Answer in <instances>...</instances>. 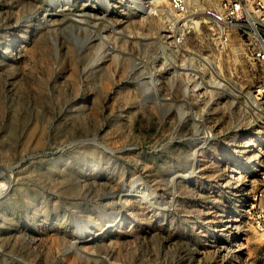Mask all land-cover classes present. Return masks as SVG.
<instances>
[{
	"label": "rangeland",
	"instance_id": "374dc122",
	"mask_svg": "<svg viewBox=\"0 0 264 264\" xmlns=\"http://www.w3.org/2000/svg\"><path fill=\"white\" fill-rule=\"evenodd\" d=\"M100 1L0 0V264H264L245 215L264 127L184 94L181 59L159 53L162 0ZM220 1L187 0L186 49L251 89L258 67L201 14Z\"/></svg>",
	"mask_w": 264,
	"mask_h": 264
},
{
	"label": "built area",
	"instance_id": "2783aa9c",
	"mask_svg": "<svg viewBox=\"0 0 264 264\" xmlns=\"http://www.w3.org/2000/svg\"><path fill=\"white\" fill-rule=\"evenodd\" d=\"M164 11L167 10V27L165 33L169 51L175 58H180V72L185 78V88L193 96L196 91L203 93L211 89L221 98L229 101L231 107H236L251 121L264 127V0H221L214 7H206L201 14L211 23V39L217 49L225 50L234 34L241 45V53L258 67L257 84L251 89L232 77L224 75L215 66L219 61L202 53L195 54L186 49L188 36L197 26L199 12L192 9L187 0H162ZM153 16L161 14L159 7L153 6ZM163 53L169 56L164 48ZM160 53V51H159ZM163 59L164 55L160 53ZM166 60V59H165ZM173 64V61H168ZM196 90V91H195ZM201 96V94H200ZM203 139L211 137L210 131L203 130ZM257 166L258 191L248 193V204L245 215L251 227L259 233L264 232V152Z\"/></svg>",
	"mask_w": 264,
	"mask_h": 264
},
{
	"label": "bare ground",
	"instance_id": "6f19581e",
	"mask_svg": "<svg viewBox=\"0 0 264 264\" xmlns=\"http://www.w3.org/2000/svg\"><path fill=\"white\" fill-rule=\"evenodd\" d=\"M102 2H105V6H106V9H109V7H111L112 6V2H116L117 0H101ZM100 1V2H101ZM123 1H129L130 3H135L136 1L135 0H123ZM140 6V5H139ZM148 10H150L149 8H147ZM162 11H163V9L161 8L160 9V12H161V15L163 14L162 13ZM150 12H151V10H150ZM59 17V14H57V13H54V12H46V13H42V15H41V18L43 19V22L45 23V25H47V26H50V25H52L53 23L51 22L52 20H54V19H57ZM89 18H91L90 17V15L88 14V13H82V14H73L72 15V17H70L69 19H71L73 22H75V23H77V24H86L87 23V21H88V19ZM52 23V24H51ZM195 24L198 26L199 25V21H197V22H195ZM162 35H161V38L159 39V51H160V53L161 54H163L164 55V58L166 59V60H168V61H173L174 59H175V56H174V54H172V52L171 51H169V49H168V47H167V44L166 43H164V40L165 39H167V35H166V33H165V29H163L162 30ZM100 38H102V37H100ZM87 41L88 40H92V38H87L86 39ZM85 40V41H86ZM162 48H164L165 49V51L167 52V54H169V56H167L166 54H164L163 53V49ZM105 53V47L104 46H102V45H100L98 48H97V53H96V57H95V59L93 60V63H100L101 61H102V59H103V57H104V54ZM215 66L217 67V69H219V71L221 70L222 71V69H221V65H220V63H219V61L218 62H216L215 63ZM153 87V86H152ZM146 91L147 90H149V89H145ZM196 91V90H195ZM148 92V91H147ZM154 93H156V92H154ZM190 93V90H188V88H185L184 89V94L185 95H188ZM151 94V93H150ZM200 94H201V96H200ZM205 94L206 95H211V96H216V97H218V98H221L219 95H217L213 90H211V89H207V90H205ZM202 95H203V93H201V91L199 92V91H196L195 92V94L193 93V97L195 98V100H200V98L202 97ZM187 104H189L187 101H185ZM190 114H191V116H192V118H193V120H195V121H201L200 120V116L197 114V112L196 111H194V110H191L190 111ZM247 117V116H246ZM247 118H249V117H247ZM202 140V139H201ZM93 142H95V141H93ZM262 152H264V145H260L259 146V149H258V151H257V153L255 154V159H256V161H259L260 160V158H261V154H262ZM182 176V175H181ZM183 177H186L187 178V175H183ZM83 231H86V229H84L83 228V230H81V232H83ZM100 235V232H98V233H95L94 235H93V237H91L90 239H87V240H85L84 242H82V243H88V242H91V241H93L96 237H98ZM77 244V242L76 241H71L70 243H69V245H68V247H67V249L65 250V252H67L68 251V249H70V247H74L75 245ZM79 251L80 252H85L86 253V251H84V250H82V249H80L79 248ZM87 254L88 255H92V252H87ZM109 264H118V263H115V262H109Z\"/></svg>",
	"mask_w": 264,
	"mask_h": 264
}]
</instances>
